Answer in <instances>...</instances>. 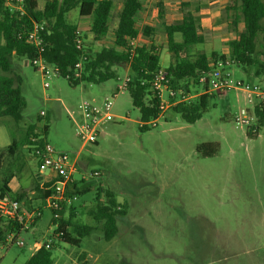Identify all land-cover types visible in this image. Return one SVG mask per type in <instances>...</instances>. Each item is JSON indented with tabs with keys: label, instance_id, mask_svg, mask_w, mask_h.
I'll return each mask as SVG.
<instances>
[{
	"label": "rangeland",
	"instance_id": "rangeland-1",
	"mask_svg": "<svg viewBox=\"0 0 264 264\" xmlns=\"http://www.w3.org/2000/svg\"><path fill=\"white\" fill-rule=\"evenodd\" d=\"M144 1V22L154 31L144 35V23L140 21L139 43L159 50L161 66L167 68L171 52L164 23L180 21L190 6L181 5L180 0ZM122 2L115 0L109 31L102 41L95 39L90 21L81 20L78 9L68 14L69 21L84 34L91 52L114 44ZM202 2L195 1L194 5L205 11L221 7V11L215 13L217 19L212 22L215 31L203 30L200 24L205 42L196 45L193 52L228 54V41L236 34L230 25L232 12L227 13V3L208 7ZM191 8L200 23L201 10ZM225 23L227 27L218 26ZM180 38L177 35V40ZM233 72L236 79L245 82L260 79L254 66H234ZM14 74L22 78L26 107L20 122L9 116L0 118V186L11 175L9 184L16 193L25 192L30 204L42 207L36 183L40 180L37 160L23 139L30 125L42 134L47 125L46 138L58 150L74 157L81 149L75 178L84 173L96 188L111 189L126 214L118 217V234L106 240L103 223L91 215L106 197L100 196V201L97 189L77 195L71 205L75 219L94 229L79 245H70L54 237L51 210L44 208L36 229L15 233L0 243V264H25L34 252V243L49 239L55 244L52 250L56 264H264V122L254 137L247 134L246 127L236 125L235 113L247 105L243 92L231 90L211 97L208 108L194 123L171 108L157 118L156 125L149 123L142 128L140 110L125 90L115 97L112 112L117 117L103 125L99 143L83 147L69 112L76 114L84 100L102 105L114 97L124 68H117V77L107 81L73 85L59 75L44 78L30 60L16 57ZM13 142L18 148L9 152ZM208 142L218 144V150L204 156L197 148ZM94 171L101 175L94 177ZM15 239L25 245H17Z\"/></svg>",
	"mask_w": 264,
	"mask_h": 264
},
{
	"label": "trees",
	"instance_id": "trees-1",
	"mask_svg": "<svg viewBox=\"0 0 264 264\" xmlns=\"http://www.w3.org/2000/svg\"><path fill=\"white\" fill-rule=\"evenodd\" d=\"M114 6L115 0H45L42 7L39 5V0H26L23 10L20 11L4 6L0 0V118L9 116L16 122L23 119L26 99L20 86L21 76L11 75L14 70V59L26 58L31 61L40 55L37 48L28 42L25 36L19 38L20 31L30 30L33 20L46 23L44 37L48 45L42 56L50 64L56 65L60 75L66 78L70 69L82 57V51L76 47V39L85 37L78 25L68 20V14L78 9L80 17H91V32L96 40H101L109 31V21ZM159 7V15L163 19L165 13L162 3ZM143 9L144 0H123L119 21L114 31V44L104 46L97 52H91L85 45L83 54L86 58L82 76L68 80L73 85L84 81L101 83L117 77V68L129 66L132 80L127 90L131 94L133 104L140 110L141 121L144 122L141 127L147 128L148 123L159 116V98L151 89L149 80L151 73L161 66V53L154 46L138 44L133 48L129 43L130 39H135L141 34L138 24ZM226 11L232 12L230 25L236 32L235 37L228 41L229 55L235 59L238 68L248 69L254 66L255 76L263 80L260 82H264V0H230ZM240 23L243 25L239 26ZM164 25L171 52L170 64L166 69L173 86L191 89L190 79H196L198 75L208 71L211 59L226 57L224 53L213 54L210 58L204 51L193 52L196 45L205 42V37L200 33L199 18L194 12L187 11L182 20ZM142 30L144 35H150L154 28L143 25ZM177 35L181 36L180 40H177ZM216 95L219 94L197 97L189 103L173 107V110L180 113L188 123H194L208 108L211 97ZM256 113L259 117L258 123L247 132L252 137L259 134L260 126L264 122V104L256 107ZM41 117L39 115V118ZM47 131L46 125L43 131L45 138ZM40 135L35 125L29 126L23 140L24 145L27 143L31 152L32 149L29 147L31 137ZM17 148L18 144L13 142L8 150L13 152ZM197 150L204 156H210L216 153L218 144L203 143ZM11 179V175L3 179L0 197L9 195L24 202L31 209L25 192L12 191L9 186ZM50 184L49 180L42 188L37 185L39 199L43 202L42 208L46 204L47 197L52 193V190L47 189ZM95 189L98 191L99 200L102 195L106 198L91 210V215L96 221L103 223L104 239L111 240L119 231L118 217L126 214L115 193L111 189H103L102 186L96 188V185L88 180H78L67 187V195L71 197L82 195ZM72 204L61 203L59 209H50L51 222L57 225L54 233L60 234L58 238L54 235L56 239H61L70 245H79L84 236L92 233L94 226L78 222ZM68 207H71L69 216H67ZM40 219L38 218L37 222ZM0 222V243H5L8 236L18 233L21 229V225L16 220L0 217ZM54 246V241L50 248L42 246L25 264H54L52 250Z\"/></svg>",
	"mask_w": 264,
	"mask_h": 264
},
{
	"label": "built area",
	"instance_id": "built-area-1",
	"mask_svg": "<svg viewBox=\"0 0 264 264\" xmlns=\"http://www.w3.org/2000/svg\"><path fill=\"white\" fill-rule=\"evenodd\" d=\"M2 2L4 6L10 9L22 11L26 0H2ZM46 27L44 21L40 22L33 20L30 30L20 31L18 36L19 38L25 36L28 42L37 48L40 55L32 59L31 64L42 73L44 78H50L54 75L61 76L57 66L50 64L42 56V53L48 45L44 37ZM139 36L129 40L133 48L140 44ZM76 47L78 50L82 51V57L74 67L70 69V72L66 75L67 79L80 78L84 69V60L86 58L83 54L85 48L84 38L78 37L76 39ZM234 66H236V61L229 53L226 54L224 58L218 57L214 60L211 59L210 69L208 71L198 75L196 79H190L189 83L191 89L189 90L173 86L172 79L167 69L162 66L157 68L151 73L149 82L151 84V89L159 98L158 118L163 116L169 109L189 103L197 97L206 94L226 95L231 90H236L243 92L247 100V105L237 110L234 116L235 123L241 128H253V126L257 125L259 120L256 107L264 104V82L251 83L236 79L233 73ZM118 80L121 81V84L114 93V97L107 99L102 105H95L84 100L80 103L78 107L79 110L76 114L69 112L75 124L76 134L81 140L83 147L89 144H96L104 130L103 125L113 121L114 118L117 117L112 112L115 97L127 90L132 78L129 72H126L123 77H118ZM48 85L49 83L45 81L44 86L47 87ZM41 115H45V112H41ZM156 122L157 118L149 123L154 126ZM40 134V136L31 137L29 147L32 149V154L37 160L39 174L47 176L43 185L49 180L51 181L47 189L52 190V193L47 197L44 208L49 210L52 208L59 209L61 203L71 204L77 199L76 196L71 197L67 195V187L76 181L75 173L78 171V159L81 150L72 157L68 152L58 150L42 133ZM92 175L98 177L101 173L95 171ZM82 178L87 179V176L83 175ZM42 214V208L29 209L24 202H20L18 199H14L9 195L0 197V217L16 220L21 225L19 232L30 231L38 218H41ZM52 226L54 227L53 235L58 238L60 234L54 233L57 225L52 224ZM14 234L15 233H12L9 237H12ZM15 242L19 246L25 245L23 240L15 239ZM52 244V239L44 243L35 242L34 249L36 251L42 246L50 248Z\"/></svg>",
	"mask_w": 264,
	"mask_h": 264
},
{
	"label": "crops",
	"instance_id": "crops-1",
	"mask_svg": "<svg viewBox=\"0 0 264 264\" xmlns=\"http://www.w3.org/2000/svg\"><path fill=\"white\" fill-rule=\"evenodd\" d=\"M201 2V1H203L202 3L203 4H205V6H208V7H211L212 5H214V4H216V3H219L220 4V6L221 5H223V4H228L229 3V1L230 0H180V4L181 5H184V4H188L187 5V7H189L190 6V9H188V10H186L185 12H187V11H191V6H194V9H196L197 7L199 8V5H194V2ZM44 3H45V0H44ZM200 4V3H199ZM39 5H40V0H39ZM41 6V5H40ZM42 7V6H41ZM121 9H122V6H121ZM121 9H120V11H121ZM200 10H201V19H200V24H201V27H202V29L204 30V29H210V30H213V31H215V26H213L212 25V22L214 21V19L216 18V12L217 11H221V7H219V8H217V9H212V10H210V11H205L206 9H202V7H200L199 8ZM120 11H119V13H120ZM204 11V12H203ZM185 12H183V14H182V18H183V16H184V14H185ZM204 13H207V14H204ZM195 14V13H194ZM145 16H146V3H145V1H144V9L142 10V12H141V19H140V21H143V25H148V26H150L148 23H146V22H144V18H145ZM111 17H112V15H111ZM81 18V20H85V19H87V20H89L90 21V30H91V22H92V18L91 17H80ZM217 19V18H216ZM68 20H69V18H68ZM182 20V19H181ZM110 21H111V18H110ZM110 21H109V23H110ZM118 21H119V18H118ZM118 21H117V24H118ZM76 24V23H75ZM167 24H171V23H167ZM219 27H227L228 26V23H225V24H221V25H218ZM79 27V26H78ZM116 27H117V25H116ZM115 27V28H116ZM150 27H152V26H150ZM201 27H200V29H201ZM92 33V32H91ZM201 33V32H200ZM103 40V39H102ZM102 40H100V41H102ZM209 56V55H208ZM210 58H212V56H209ZM122 68H124V70H125V73L126 72H129V66H127V67H122ZM234 73V72H233ZM260 81H263V80H260L259 79V82ZM256 83V82H255ZM99 143V141L97 142V144ZM81 150V149H80ZM81 154H82V151L80 152V155H79V159H78V162L80 161V159H81ZM79 165V164H78ZM79 167V166H78ZM77 172H79V168H78V171ZM76 172V173H77ZM75 173V174H76ZM83 175H84V173H82V175H81V177L80 178H75L76 179V181H78V180H87V179H83L82 177H83ZM46 175L44 176V175H40L39 176V181L38 182H36L37 183V185H39V187H43V184H44V181L46 180ZM46 184V183H45ZM9 186H10V188L12 189V191L14 192V193H16L17 192V190H15V189H13L12 187H11V185L9 184ZM31 193H34V192H31ZM29 198L31 199L32 197L31 196H29ZM41 201V203H42V206H43V202H42V200H40ZM30 204V203H29ZM31 205V207L32 208H42V207H35V205H34V203L32 204H30ZM43 209L44 208H42V213H43ZM41 220V219H40ZM40 220L37 222V224L32 228L33 230L34 229H36L37 228V226H38V224H39V222H40ZM34 252H35V249H34ZM33 252V253H34ZM62 255H63V252H62V254L61 255H59L57 258H61L62 257ZM54 264H56V260L54 261Z\"/></svg>",
	"mask_w": 264,
	"mask_h": 264
}]
</instances>
